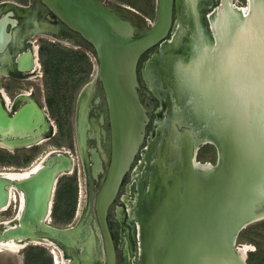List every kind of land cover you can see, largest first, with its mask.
Masks as SVG:
<instances>
[{"label": "water", "instance_id": "water-1", "mask_svg": "<svg viewBox=\"0 0 264 264\" xmlns=\"http://www.w3.org/2000/svg\"><path fill=\"white\" fill-rule=\"evenodd\" d=\"M41 1L95 54L110 139V163L95 202L107 264H114L115 256L106 209L137 155L145 162L142 173H138L135 210L139 264H192L204 259L208 248L218 264H245L233 249L235 239L258 218L264 206V57L262 49L252 45L249 31L255 27L256 38L264 35V0H247L249 29L246 23L238 27L234 20L225 19L230 14L225 9L227 15L220 14L213 22V47L206 44L202 31L200 35V19H195L199 46L195 58L188 62L192 65L186 62L181 66L196 72L208 63L205 67L211 71L213 103L199 101L200 94L192 93L188 83L180 89L184 80L179 76L166 83L178 104L184 107L189 100L186 106L190 110L173 118L182 131L177 132L174 123L166 126L159 136H165L161 144L152 143L144 156L141 152L146 147L149 119L137 92V63L145 52L166 39L173 8L178 13L184 0H156L153 23L138 35L128 21L95 0ZM227 3L224 0L222 6ZM253 23L261 29L256 30ZM151 66L159 71L158 64ZM177 68H172L174 74ZM30 114L23 108L9 117L0 106V142L21 147L35 140L26 141L28 137L40 136L47 128L46 119L40 111L35 116ZM99 120H103L100 113ZM166 130L170 136L164 134ZM202 138L218 152L216 165L206 175L202 173L205 170L200 172L192 165ZM180 152L182 159L178 158ZM92 153V176L96 178L102 168ZM181 164L186 172L178 170ZM71 169L70 157L53 152L41 161L40 168L23 178L0 174V211L9 203L10 189L23 196L15 222L0 228V242L39 238L55 247H73L76 233L70 232L72 229L45 224L51 219L57 181Z\"/></svg>", "mask_w": 264, "mask_h": 264}, {"label": "flooded vegetation", "instance_id": "flooded-vegetation-1", "mask_svg": "<svg viewBox=\"0 0 264 264\" xmlns=\"http://www.w3.org/2000/svg\"><path fill=\"white\" fill-rule=\"evenodd\" d=\"M95 1L112 10L121 19L128 21L133 27L135 35L147 31L152 24L151 23L150 25L143 26L141 28L138 26V22L133 21V14H130L132 11H129L126 8H124V10H118L117 8H114V6L107 5L105 3V0ZM201 1H204V5L202 4L196 8V5L198 3V0H196L194 9L190 6V1L188 0H184V6L181 4L180 11H178V13L173 8L172 24L166 39L157 46L145 52L140 57L137 63V92L139 95V100L143 107L146 109L147 117L149 119L146 127L145 145L150 134L153 133L151 142L155 143L159 139L158 136L161 126L165 127L167 125L170 126L171 123L173 124L172 119L176 116V112L175 114L173 113L169 121L163 122L160 127L154 126L157 121L162 120V115L163 118H166L169 115L168 111L170 109L177 108L178 113H183L184 108L187 107L186 113H188L189 108L186 105H188L189 100L186 101L187 103L184 102L185 105L183 107L181 104H178L175 99H173L172 91L167 87L166 83L172 81V78H158L160 83H162L164 86V89L162 90H160L158 86H154L151 63L155 65V61L159 60V57L162 54H165L166 50L169 48H172V50L175 49V53L170 52L168 54L169 60L171 61L170 64H178V62L188 63L192 58H195L196 52L187 53V50L190 46H199V28L197 29L195 23L193 24V22H195V19L196 21H199L200 19V35L201 31L202 35H206L203 33V20H205L207 25L205 26L207 29L206 31L209 35V39H207L208 42L206 41V38L205 42L208 46L213 47L211 45H213V42H215L214 39H212V26L214 21L206 20L204 18V15L205 13L214 12L215 10L219 9L220 6L222 7L224 0H209V2L208 0ZM227 2H233L235 4V7H238L236 6L237 4L235 3V0H227ZM201 6L205 7V13L203 14V16L198 14L199 9L202 8ZM239 8H248L247 0H245V5H243V7L239 6ZM182 16H184V18ZM135 17L136 19H139L137 16ZM182 18L184 21L180 22ZM229 20H234L238 24L237 26L243 25V21H241L240 18L231 16L229 17ZM197 26L199 27L198 24ZM179 29L181 32L175 36V42L176 40H180V42L177 43V48H175V45L173 44L161 46L166 41L171 40L174 31ZM0 36L1 108L4 112L7 113L9 117L14 116V114H16L23 108L29 110L31 113L30 115L34 116L37 114V111H40L46 119L45 123H47V128L42 132L40 136H36L34 138L28 137L31 140L35 139L33 140L34 143L31 142L28 145H22L21 147L9 149L0 142V148H4L8 151L20 149H36L41 143L45 142L46 140H50L52 137H54L55 134H58V132L61 133L62 131L60 123L57 122L54 126V124L51 123L49 117L47 116L46 108L48 107V104L50 102L43 100L40 95L41 90L40 92H38L35 88L39 87L35 85L37 79L41 80L42 78H44V82L46 84L47 82H50L46 78L44 69L43 71H41L42 64L40 65L39 63L40 50L42 46L47 45L57 48H60V45L76 46L82 49V52H84L85 55H87V53L92 54L96 62L95 54L94 51H89L87 47L88 43L84 39H82L79 34L71 31L66 25H64L52 12H50L43 5L41 0H0ZM185 37L187 39L189 38L187 40L188 44L185 42V40H183ZM43 39L48 41V43ZM163 57L167 56L163 55ZM146 64L148 65L146 69H144ZM88 86L90 87L91 95L89 102L86 103L84 108V101L82 102V104L80 102V94L74 107V125L72 137L73 144L71 151L65 148H58L51 150L45 155L47 157L53 152H63L68 157H70L72 163V171H70L68 174L74 173L76 169L77 159L84 172L86 186L89 191V203L92 202V204H88L86 214L82 215L78 223L73 228H71L72 230H75L76 228L80 229L77 230L79 234L76 235L78 236L75 235L76 237L74 236V238L72 239L73 247H54L58 256L60 257V259H62L61 264H89L91 252H93L92 255H94L95 257L97 256V264H107L104 239L95 213V202L96 195L105 180L110 163L109 124L107 120L106 105L101 84L96 78V74L93 80L83 88L84 90H82L85 91ZM15 91H20V93L16 94ZM4 100L6 102H4ZM176 104H178L177 107ZM180 109L183 110L181 111ZM99 113L103 115L102 121L99 120ZM181 131L182 128L178 130L179 133ZM102 132H104V135ZM166 133L164 134L170 136L167 130ZM164 138L165 136H163L162 134L161 141ZM25 139L26 138H24V140ZM202 144L203 143H199L197 149ZM212 146L215 150L216 165L218 152L215 146ZM92 151H94L97 155L102 168V172H97L96 178H93L92 176V169L94 167ZM73 154H75V156ZM141 160V155H137L135 157L129 172L122 179L117 194L106 209V226L114 249V264H139L138 260L140 234L136 220L137 217L135 215L136 197L138 194L137 183L139 182L138 174L134 175V171L136 168V162L138 163ZM142 162H144V160L139 163L140 166L143 167L144 164H142ZM138 170L139 166L137 167L135 173L138 172ZM78 225L80 227H78ZM87 233L92 238L90 237L89 239L88 236H86ZM26 248L27 247L21 249L20 251ZM20 251H18L17 253H19ZM2 253L11 252L4 250L0 252V254ZM51 259L53 264V258Z\"/></svg>", "mask_w": 264, "mask_h": 264}, {"label": "rangeland", "instance_id": "rangeland-1", "mask_svg": "<svg viewBox=\"0 0 264 264\" xmlns=\"http://www.w3.org/2000/svg\"><path fill=\"white\" fill-rule=\"evenodd\" d=\"M105 3L107 5L114 6V8H117L118 10H124V8H126L127 10L132 11L130 14L134 15H132L133 21L138 22V26L141 28L143 26L150 25L154 21L156 12V0H105ZM235 3L237 4L236 6L243 7V5H245V0H235ZM232 5L235 6L233 2ZM135 16H137L139 19H136ZM182 17L184 18V16ZM183 18L180 22L184 21ZM46 42L48 43V41ZM60 48L62 49V51L82 53V49L76 46L60 45ZM85 57L87 61L86 59L84 60L80 58L78 55H70V58L77 62L72 64V68L70 69L63 66L55 82L50 81L46 84L44 82V78H42L41 80L37 79L35 85L39 87H35L36 90L38 92H40L41 90V98L50 102L48 104V107L46 108L47 116L49 117L51 123L54 124V126L57 122L60 123L62 131L61 133L58 132V134H55L54 137H52L50 140H46L45 142L41 143L36 149H20L8 151L4 148H0V174L8 173L7 171L22 173L23 171L31 168L33 164L35 165L38 162L40 163V160L43 159V157H45V155L53 149L65 148L71 151L73 144L72 137L74 125V107L78 97L81 94L80 102L82 104V102L84 101L85 108V105L89 102L91 95L89 89L90 87H88L86 91H83V88L93 80L96 74V62L94 57L90 53H87ZM261 57H264V54H262ZM40 60L39 63L41 65ZM207 64V62L203 63V65L205 66ZM147 65L148 64H146L144 69H146ZM204 67L196 72L190 71L189 73H187L185 72V69H183L182 66L179 65L176 73L173 75L175 77L179 76L183 78L184 82L180 85V89L185 87V85H187V82L189 81L188 84L191 85L190 91L192 93L196 91L198 93L200 92L199 101L213 103V80L210 76L211 71L209 72V70H207L208 66L205 68ZM41 71H43L42 66ZM198 88L199 90H197ZM17 93H20V91L16 92V94ZM180 110L182 111L183 109ZM175 112L176 116L180 114L178 113L177 108L170 109L168 111L169 115L166 118H163L162 115V120L157 121L154 126L160 127L163 122L169 121L173 113L175 114ZM172 122L175 125V121L173 119ZM165 128L166 126H161V133L164 132ZM175 128L177 132L180 129V127L178 128L177 126H175ZM152 135L153 133L148 137L146 147L141 152L142 155L143 152H145V150L149 147ZM158 144H161V137L158 140ZM4 146L9 149H13L10 147V145L8 146V144H4ZM73 155L75 156V154ZM26 158L29 159L26 160ZM194 159L199 163L215 164L216 155L214 147L209 144L201 145L195 152ZM141 161H143V159ZM138 163L136 162L135 171L139 166L140 172L138 171L135 173L134 171V175L138 173L141 174L142 170L144 169V166L142 167L140 166V163ZM24 167L26 169H24ZM69 179H72L74 189L71 191V189L66 188V190L63 192L62 197L58 198V188L64 183V181ZM57 182L58 184L55 187L56 190L54 193L49 225L58 229H71L78 223L81 216L86 214L88 204H92V202L89 203V191L86 186L84 172L77 159L76 169L74 173L59 177ZM18 206L19 202H15L14 204L8 206V209L0 212V227L2 223L6 221L10 222L13 220V218H15V216L19 212ZM79 225L78 227H80ZM76 229L79 230V228ZM244 245H247L250 248L246 252V258L244 259L245 264H264V220L249 224V226L239 232L235 239L233 249L237 250L238 247H243ZM26 247L27 248L22 251H20V249L19 253H17L18 251L15 252L16 254H13L12 252L0 254V264H52V257L51 255H49L47 249L44 246L29 244ZM212 252L213 251L208 248L204 255L205 258H202L200 262H194L192 264H218L220 261L213 256ZM231 262H233V260Z\"/></svg>", "mask_w": 264, "mask_h": 264}, {"label": "bare ground", "instance_id": "bare-ground-1", "mask_svg": "<svg viewBox=\"0 0 264 264\" xmlns=\"http://www.w3.org/2000/svg\"><path fill=\"white\" fill-rule=\"evenodd\" d=\"M190 1V6L191 7H193V9L195 8V1L196 0H189ZM12 3V2H11ZM204 5V1H201V0H198V3H197V5H196V8L198 7V6H200V5ZM202 8H200L199 9V12H198V14L199 15H201V16H203V14L205 13V7H203V6H201ZM225 9H228V11L230 12V14L228 15V16H226L225 17V19H229V17H237V18H240V20L241 21H243V24L244 23H246V26H247V24H250L251 23V20H249L248 21V18H249V15H248V8H239V7H235L234 5H232V3L231 2H228L227 4H225L224 6H220V8L219 9H217V10H215L214 12H212V13H205V15H204V18L206 19V20H210V21H214V23L216 22L215 21V19H217V17L221 14V16H225V12H226V10ZM227 15V14H226ZM236 15V16H235ZM203 18V19H204ZM219 18H221V17H219ZM223 19V17L221 18V20ZM219 20V19H218ZM248 21V22H247ZM209 22V21H208ZM257 23H259L258 22V20L256 21ZM195 22H193V24H194ZM203 24H204V26H203V28H204V30H203V33L204 34H206V35H204V38H206V41L208 42V40L207 39H209V35H208V33H207V29H206V27L205 26H207L206 25V22H205V20H203ZM254 24V23H253ZM212 25V24H211ZM255 26L256 25H258V24H254ZM202 26V25H201ZM237 26V25H236ZM250 26V25H249ZM239 27V26H238ZM257 27V26H256ZM212 28H213V26H212ZM247 28L249 29V27L247 26ZM250 28H252L251 26H250ZM257 29H261L260 28V26L259 27H257L256 28V30ZM210 30V29H209ZM249 31H250V36H251V41H252V45H255V47H258L259 49L261 48L262 50L260 51L261 52V54H264V35H261L259 38H256V36H255V27L254 28H252V29H249ZM181 31H180V29L179 30H175L174 31V34H173V37H172V39L171 40H168V41H166L165 43H163L161 46H167L168 44H173V45H175L174 47L175 48H177L178 47V45H177V43L178 42H180V40H176V42H175V36L178 34V33H180ZM43 36V35H42ZM186 36H187V33H186ZM0 38H1V36H0ZM189 39V38H188ZM186 37L183 39V40H185V42L188 44V42H187V40H188ZM213 39V38H212ZM213 41V40H212ZM250 44V43H249ZM183 45V44H182ZM184 46V45H183ZM211 46H213V45H211ZM197 46H195V45H192V46H190L189 48H188V50H187V53H190V52H192V53H195L196 51H197ZM170 52H174L175 53V49H173L172 50V48H169V49H167L166 50V53L165 54H162L160 57H159V60H157V61H155V65H157L158 64V68H159V71L157 70V69H153V67L151 68V70H152V75H153V82H154V86H158L159 88H160V90H162V89H164V86H163V84L162 83H160V81L158 80V78L160 77V78H163V79H169V78H175V76L173 75L174 73L172 72V68L174 67H178L179 65H182L183 63H179L178 62V64H170V60H169V57H168V54L170 53ZM163 55H165V56H167V57H163ZM164 59V60H163ZM176 61H177V59H176ZM187 64V63H186ZM188 65H192V64H190V63H188ZM195 68V67H194ZM181 70V69H180ZM185 72H187V73H189L190 71L188 70V68L186 69V71ZM33 78H34V76H33ZM30 79V78H29ZM171 79V80H172ZM188 80H189V78H188ZM189 82V81H188ZM187 82V83H188ZM165 85V84H164ZM89 87V86H88ZM88 87L86 88V90L88 89ZM90 89V88H89ZM193 89V88H192ZM85 90V91H86ZM194 90V89H193ZM197 90H199V88L197 89ZM202 90V89H201ZM195 91V90H194ZM200 93V92H199ZM5 98V97H4ZM4 102H6L5 100H4ZM178 106V104L176 105V107ZM190 110V109H189ZM260 110V109H259ZM181 112V111H180ZM187 112V107H185L184 108V111H183V113H185V114H188V113H186ZM260 112H261V110H260ZM262 113V112H261ZM185 119H187L186 118V116H185ZM188 120V119H187ZM193 123H192V121L188 124L189 126H191ZM168 126V125H167ZM190 129H192L191 130V132H192V134H195L194 133V130H193V128H190ZM161 128H160V133H159V136H160V134H161ZM53 132V131H52ZM163 132V131H162ZM195 136V135H194ZM205 140V138H202L201 139V143H203L202 145H205V144H207L206 143V141H204ZM27 141H31V139L30 140H27ZM209 142V141H208ZM34 143V142H33ZM39 143V142H38ZM153 142H150V145L152 144ZM28 144H30V143H28V142H24L23 143V145H28ZM208 144H210V143H208ZM6 145V144H5ZM186 145V144H185ZM9 146V145H8ZM11 148H14V147H16V146H10ZM177 148H179L178 146H177ZM187 148V147H186ZM147 150V149H146ZM54 151H56V150H54ZM67 152V151H66ZM144 153L145 152H143V156H144ZM70 154V153H69ZM179 156V159H182V156H181V152H180V154L178 155ZM46 157V156H45ZM44 158V157H43ZM73 158V157H72ZM193 158V157H192ZM43 159H41L40 160V163L38 162V163H36L35 165L33 164V166L31 167V168H29V170L27 169L25 172L23 171V173H14V172H9V171H7L8 173H5V175H8V176H10V177H18V178H23L24 176H26L27 174H29V172H31V171H36L38 168H40V166H41V161H42ZM30 163V162H29ZM32 164V163H31ZM142 164H144V162H142ZM192 165H193V168H195V170H199L200 172L201 171H204V172H202V173H204V175H206L205 174V172L206 171H212L213 170V167L215 166V164H211V163H199V162H197L195 159H193L192 160ZM29 166V165H28ZM75 166V165H74ZM26 167V166H25ZM24 167V169H26ZM13 168V167H12ZM7 169V168H6ZM21 169V168H20ZM178 170L180 171V172H184L185 170H184V167L182 166V164L180 165V167L178 168ZM71 171H72V169H71ZM186 172V171H185ZM69 173V172H68ZM83 200V199H82ZM15 202H19V212H20V210L22 209V206H23V196H22V194L21 193H17V192H14L12 189H10V199H9V203H8V205H7V207L5 208V209H3V210H1V211H4V210H6V209H8V206H10L11 204H14ZM78 208H79V206H78ZM77 208V209H78ZM0 211V212H1ZM19 212H18V214H19ZM18 214L15 216V218H13V220L12 221H10V222H4V223H2V225H7V226H11L12 224H13V222H15V219L17 218V216H18ZM78 214V213H77ZM80 214V213H79ZM258 218L256 219V220H254L253 222H251V224H253V223H256V222H259V221H262V220H264V206H263V208L260 210V212L258 213V216H257ZM137 220V219H136ZM47 226H50L49 225V222H47V223H45ZM249 226V225H248ZM247 227V226H246ZM245 227V228H246ZM80 230V229H79ZM77 231V229H75V230H72V231H70V232H76ZM76 234H79V232L77 231L76 232ZM78 236V235H77ZM86 236H88V238L90 239V237L91 236H89L88 235V233L86 234ZM85 236V237H86ZM92 238V237H91ZM41 245V246H44V247H46L47 249H48V251H49V254L51 255V257L53 258V261H54V263L53 264H61L62 262H61V260L62 259H60V257L58 256V254H57V252H56V250H55V248H57V247H55L54 246V244L53 243H51L49 240H42V239H39V238H32V239H23V240H19V239H12V240H9V241H1L0 242V252H2V251H10V252H12V253H15V252H17V251H19L20 249H22V248H24V247H26V246H28V245ZM55 247V248H54ZM250 248L246 245H244L243 247H238L237 248V250H236V252H235V254H237L238 256H240L241 257V259L244 261V259L246 258V252L249 250ZM60 250V249H59ZM235 250V249H234ZM210 253V252H209ZM93 254V252H91V254H90V258H89V264H97V260H98V258H97V256L95 257L94 255H92ZM60 255H62V254H60ZM208 255V254H207ZM211 255V254H210ZM93 259H95V260H93Z\"/></svg>", "mask_w": 264, "mask_h": 264}, {"label": "trees", "instance_id": "trees-1", "mask_svg": "<svg viewBox=\"0 0 264 264\" xmlns=\"http://www.w3.org/2000/svg\"><path fill=\"white\" fill-rule=\"evenodd\" d=\"M87 47L89 51H93L89 44H87ZM84 54V52L77 53L70 51H62L61 48L52 46H42L40 50V58L47 80L55 82L63 66L69 69L72 68V64L76 63L77 61L75 62V60L70 58V55H78L80 58L85 60L86 57ZM28 159L29 158H26V160ZM66 188L71 189V191L74 189L72 179L66 180L62 185H60L57 190L58 198L62 197L63 192L66 190Z\"/></svg>", "mask_w": 264, "mask_h": 264}]
</instances>
